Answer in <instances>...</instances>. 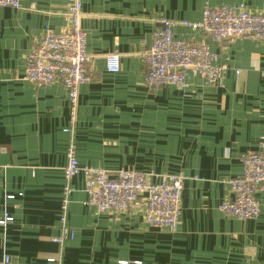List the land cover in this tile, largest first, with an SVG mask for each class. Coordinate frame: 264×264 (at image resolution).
<instances>
[{"label": "crops", "instance_id": "1", "mask_svg": "<svg viewBox=\"0 0 264 264\" xmlns=\"http://www.w3.org/2000/svg\"><path fill=\"white\" fill-rule=\"evenodd\" d=\"M91 81L79 88L70 127L67 88L37 87L24 78L27 56L49 25L63 32L68 0H22L0 6V260L12 264H264V192L256 219L239 220L219 205L233 199L241 154L264 137V41L214 42L177 26L176 35L205 41L226 67L215 85L196 71L186 86H145L143 50L158 19L197 21L206 6L243 4L264 13V0H82ZM120 54V70L106 57ZM79 162L111 172L129 169L184 178L179 228L146 221L144 197L120 213L85 204V179L64 175L67 150ZM72 188L65 233L63 190ZM9 196H13L10 198ZM61 237L62 242L53 240ZM55 257L54 263L48 259Z\"/></svg>", "mask_w": 264, "mask_h": 264}, {"label": "built area", "instance_id": "2", "mask_svg": "<svg viewBox=\"0 0 264 264\" xmlns=\"http://www.w3.org/2000/svg\"><path fill=\"white\" fill-rule=\"evenodd\" d=\"M22 0H0V6L20 8ZM69 24L65 31L56 32L49 25L38 45L29 52L24 78L37 87L53 83L63 84L68 91L70 106V128L74 127L79 103V88L91 81L88 65L91 56L87 50L88 33L83 28L82 0H68ZM159 26L153 32L150 47L142 52L147 65L144 82L151 90L165 85L186 86L188 71H196L209 85L219 82L226 67L216 60V55L205 41H191L176 35L177 26L200 31L214 42L223 43L231 39L245 38L264 41V13L248 10L243 4L206 6L197 21L188 19L159 18ZM110 72L120 70V54L106 57ZM242 173L231 180L233 199L219 205L227 215L239 220L256 219L261 212L257 197L264 192V137L257 150L241 154ZM82 174L85 179V204L98 212L120 213L128 210L140 197H144L149 225L174 232L179 228L182 213L184 178L179 174H160L150 180L149 174L121 169L111 172L91 165H82L76 155L74 145L67 150V164L64 175L67 181ZM71 186L67 183L63 190L60 221L63 231L66 226L70 202ZM13 198V196H9ZM13 217L6 215L1 225L11 222ZM61 243V237L53 238ZM55 257L48 259L54 263ZM0 264H12L10 256H4ZM126 264V262H123Z\"/></svg>", "mask_w": 264, "mask_h": 264}]
</instances>
